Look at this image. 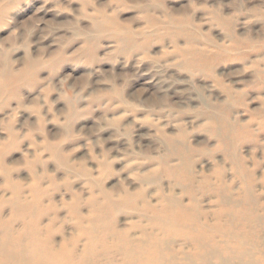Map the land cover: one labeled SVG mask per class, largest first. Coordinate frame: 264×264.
I'll list each match as a JSON object with an SVG mask.
<instances>
[{
  "label": "rangeland",
  "instance_id": "1",
  "mask_svg": "<svg viewBox=\"0 0 264 264\" xmlns=\"http://www.w3.org/2000/svg\"><path fill=\"white\" fill-rule=\"evenodd\" d=\"M220 187L264 217V0H0V200L38 191L54 249L80 255L107 197L137 198L114 220L134 239L169 197L227 219Z\"/></svg>",
  "mask_w": 264,
  "mask_h": 264
},
{
  "label": "bare ground",
  "instance_id": "2",
  "mask_svg": "<svg viewBox=\"0 0 264 264\" xmlns=\"http://www.w3.org/2000/svg\"><path fill=\"white\" fill-rule=\"evenodd\" d=\"M27 64L19 76L20 80L34 71V63L30 61ZM1 77L4 85L12 83V76L5 68ZM214 121L227 127L230 136L237 135L236 126L221 124L215 117ZM169 144L174 147L172 142ZM180 156L184 158L183 168L189 174L190 156L183 151ZM240 166V172L246 177L243 166ZM178 171L180 168L168 169L175 180L187 179L186 182H177L187 183L186 192L192 199L195 190L191 175L182 176ZM219 189L218 193L223 199L222 211L228 212L227 219L218 214L215 222L208 224L204 221L198 202L194 201L190 208L178 198L169 197L164 199L161 208L143 205L142 214H152L149 218L152 232L143 229L140 237L135 239L130 233L115 229L114 220L120 207H133L137 198L127 195L115 202L107 197L91 218L92 227L79 223V237L86 241V246L77 255L74 249L65 244L54 249L49 239H44L40 231L44 216L40 207L43 197L39 192L33 193L32 201H26L16 188L11 202L0 200V264H264V243L258 230L264 228V217H259L252 206L241 208L228 199L224 189ZM246 200L250 204L254 202L249 186ZM4 207H10L12 220L9 222L3 220ZM15 223L22 224L20 232L15 230ZM256 224L261 226L256 227ZM176 238L183 239L191 250H177ZM77 242L75 240L74 244Z\"/></svg>",
  "mask_w": 264,
  "mask_h": 264
}]
</instances>
